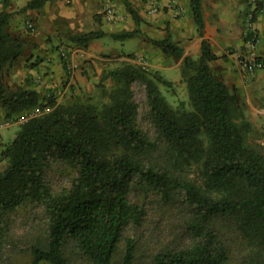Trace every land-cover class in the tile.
<instances>
[{"label":"trees","instance_id":"trees-1","mask_svg":"<svg viewBox=\"0 0 264 264\" xmlns=\"http://www.w3.org/2000/svg\"><path fill=\"white\" fill-rule=\"evenodd\" d=\"M48 1L31 0L23 9ZM189 2L203 37L202 0ZM3 5L0 106L5 119L44 105L53 110L24 122L1 151L0 250L12 219L36 212L45 234L30 249L33 264H78V258L116 264L122 245L119 264H139L138 234L151 209L163 204L189 242L151 252L146 264H264V156L247 143L252 128L246 119L237 123L239 96L210 66L216 55L206 40L198 60L184 59L185 71L191 72L186 78L190 110L183 104L173 109L153 77L133 65L111 72L120 87L102 108L61 106L36 90L5 86V72L24 55L25 41L9 31L8 0ZM104 36L97 30L73 39L87 45ZM157 43L182 57V48L169 40ZM135 82L146 86L154 135L139 126ZM55 166L67 169V185L53 183Z\"/></svg>","mask_w":264,"mask_h":264},{"label":"rangeland","instance_id":"rangeland-1","mask_svg":"<svg viewBox=\"0 0 264 264\" xmlns=\"http://www.w3.org/2000/svg\"><path fill=\"white\" fill-rule=\"evenodd\" d=\"M4 1L0 0V12L3 10ZM29 1L31 0H8L7 11L11 14L9 31L13 35L21 36L25 41L24 55L5 72L4 81L8 90H36L46 99H53L61 106L82 104L102 108L108 104L109 95L120 87L119 82L110 76L111 72L133 65L153 77L160 93L173 109H179L181 104L185 109H191L186 81L191 72L185 71L184 59L190 57L198 60L201 54L195 56L185 52L188 44L201 36L194 22L189 0L168 1L166 10H170L171 15L164 23L162 29L165 34L162 36L155 31L158 26L154 23L161 8L155 15H149L146 10L147 3L151 0H50L41 8L23 9ZM155 1L159 5V0ZM126 2L137 13L138 20H134ZM245 2L249 4L244 10L247 18L251 6L248 0ZM108 3L116 8L117 18L114 23L105 20L104 10ZM188 17L192 19V27H187V40L179 32L176 37L170 24L183 22ZM97 30L104 31L105 36L87 45L78 44L73 39L74 36ZM127 32H132L133 35L128 38L113 36ZM165 40L182 48L181 58L167 54L157 43ZM92 51L100 56L95 65L84 57ZM53 59L62 64L63 75L60 74L59 79L54 77L55 73L47 65H42ZM22 62L26 65L25 68H35L34 74L32 73L26 81H21L25 76V68L18 70V65ZM77 73L84 78L83 83L78 80L77 83L74 82ZM47 75H50L49 82L45 81ZM131 89L133 99L138 104L139 126L149 135H154L146 86L135 82ZM52 110L53 107L44 105L19 113L11 119L22 125L31 117L44 115ZM236 120L239 124L244 123V113L237 114ZM18 130V126H12L3 132V146L14 140L13 135ZM259 138L251 131L247 136V143L264 156V145L256 142ZM3 167L4 164L0 165V170ZM66 172L67 169L63 166L53 168L50 177L55 186L67 185ZM150 212L143 230L138 234L139 264L149 262L151 252L156 253L168 248L167 246H185L189 242L182 233L178 218L163 204H157ZM9 231L10 234L0 250V264H33L30 249L45 234V223L41 215L23 211L12 219ZM124 250L125 245H122L116 257V264H119ZM69 254L72 256L71 252ZM78 264L91 263L78 258Z\"/></svg>","mask_w":264,"mask_h":264},{"label":"crops","instance_id":"crops-1","mask_svg":"<svg viewBox=\"0 0 264 264\" xmlns=\"http://www.w3.org/2000/svg\"><path fill=\"white\" fill-rule=\"evenodd\" d=\"M168 1L159 0L161 9L154 20V23L158 26L155 27V31L158 32L159 36L165 34L162 28L171 15L170 10H166ZM247 4L245 0H203V16L206 22L204 36L201 38L196 37L189 43L185 54L198 56L201 54L202 40H206L210 44L213 53L216 55V59L210 63V66L222 77L229 88L236 90L246 122L250 124L253 133L260 137L256 142L264 145V68L256 73H248L242 70L239 65L240 55L246 54L248 51L246 43L249 31L246 26V13H244ZM258 13L254 19L256 33L259 38L257 45L258 55L264 59V10ZM190 26L192 27V19L190 17L183 22L170 24L175 36L178 37L177 32H179L183 37H186L185 40L189 36L187 27ZM234 49L237 51H233ZM84 57L94 65L97 60H100L99 54L94 51L85 54ZM89 62L88 64H90ZM23 63L18 65L19 71L21 70L20 68H25L26 65ZM42 65H47L55 73L54 77L57 79L60 78V74L63 75L62 64L56 59H53L48 64L47 62L45 64L42 63ZM23 71L25 76L22 77L21 81H26V79H30L32 73L34 74L35 68H25ZM49 76H46L45 81H50ZM77 80L79 83H83L84 78L77 73L74 82L77 83ZM0 123L2 124L0 127L1 157V151L4 147L2 144L4 140L3 132L12 126H18L20 129L21 123L13 119L6 120L1 106ZM18 132L13 135V138L17 136ZM0 165L2 164L0 163Z\"/></svg>","mask_w":264,"mask_h":264},{"label":"built area","instance_id":"built-area-1","mask_svg":"<svg viewBox=\"0 0 264 264\" xmlns=\"http://www.w3.org/2000/svg\"><path fill=\"white\" fill-rule=\"evenodd\" d=\"M248 1L251 6V9L247 14V19H246L247 20L246 26L249 31V36H248L247 43H246L248 51L246 54L240 55L239 65L242 70L248 73H254L264 68V63L259 59L260 56L258 55L257 45L259 42V38L256 33L255 20H254L257 14L255 13L257 8H259L260 10L259 13L264 10V0H248ZM174 3L175 2L173 1L172 4ZM159 8L160 6L158 5V3H156L155 0L148 1L147 6H146V10L149 15H155L158 12ZM104 16H105V20L108 23H114L116 21V18H117L116 8L113 4L108 3L105 6ZM1 126L2 124L0 123V127ZM0 138H1V135H0Z\"/></svg>","mask_w":264,"mask_h":264}]
</instances>
